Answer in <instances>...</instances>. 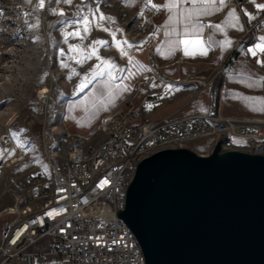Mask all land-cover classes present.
<instances>
[{
	"label": "built area",
	"instance_id": "built-area-1",
	"mask_svg": "<svg viewBox=\"0 0 264 264\" xmlns=\"http://www.w3.org/2000/svg\"><path fill=\"white\" fill-rule=\"evenodd\" d=\"M247 4L248 0H230L222 7L220 17L228 8L235 10L243 25L242 38H250L242 47L237 46L241 40L234 45L225 65H235L230 58L239 55L264 75V52L257 50L255 56L249 52L261 43L257 37L264 31V10L255 9L257 18L246 24L242 6ZM142 15L150 24L151 17ZM181 60L179 55L174 62ZM153 61L150 50L145 71L135 86L171 83L162 80ZM225 65L212 72L188 75L182 82L194 86L196 94L210 90L216 96L227 76ZM121 82L120 78L115 84ZM162 95L166 102L175 96L172 90ZM98 129L103 140L90 150L80 138L66 135L72 147L63 161L59 141L56 149L49 136L42 134L44 167L30 176L23 197L12 194L13 207L0 211V215L17 214L1 232L0 264H146L134 235L118 217L125 208V191L136 165L159 151L185 148L188 140L201 135H212L216 143L221 141V152L245 148L244 152L264 156V120L259 118L223 117L208 112L153 120L142 115L127 98L114 113L105 115ZM236 139L243 144L235 145ZM0 146L6 148L0 168L27 163L23 149L14 151L16 145L9 136H2ZM42 237L49 239L48 251L27 252Z\"/></svg>",
	"mask_w": 264,
	"mask_h": 264
},
{
	"label": "crops",
	"instance_id": "crops-1",
	"mask_svg": "<svg viewBox=\"0 0 264 264\" xmlns=\"http://www.w3.org/2000/svg\"><path fill=\"white\" fill-rule=\"evenodd\" d=\"M121 6L134 15L146 14L151 17L152 35L144 44V50L140 55L129 58L125 70L114 77H99L95 79L83 92L67 100L63 105L60 121L57 126L42 124L32 125L27 132V140L24 141V152L35 166L14 165L0 169V211L13 207L12 194L21 196L25 192L28 175L41 170L44 167L42 160L43 141L42 134H49L53 138H65L66 135L78 137L83 140L82 145L89 150L97 147L103 140L99 129L102 119L107 114L114 113L127 98L135 107H139L141 114L153 120L164 117L183 118L194 114L208 112L218 113L223 117L259 118L264 120V75L255 70L242 56H236L235 65L231 63L226 71L227 76L222 90L215 96L210 90L201 94L195 93V87L183 83L188 75H196L205 71L212 72L226 64L227 58L236 43L241 40L238 48L247 44L249 37L242 38L243 25L238 20L229 17L228 8L220 17L222 7L229 3L225 0L221 7L219 0L215 6L208 9L209 14L193 16L191 21L181 16L180 8L191 10L193 5L187 0L181 5L177 4L175 10L162 7L166 0H150L146 6V0H117ZM249 4L243 5L244 20L246 24L255 21L254 13L258 9L256 5L264 4V0H248ZM151 5L161 6L158 12ZM196 7H203L196 5ZM218 9V10H217ZM171 17V20L169 19ZM209 22L205 27L204 23ZM202 25V27H199ZM218 25L219 28L213 27ZM234 25V26H233ZM168 33L166 35L165 33ZM264 37V31L258 34V41ZM152 51L155 65L159 68V75L163 81L171 82L147 86L141 83V74L145 71L144 62L148 51ZM181 55L183 60L175 63L174 60ZM131 61V62H130ZM228 65H225V68ZM122 80L116 85L117 79ZM172 90L175 94L170 102H166L163 91ZM41 125L37 130V138L32 141L34 128ZM56 133H59L57 137ZM32 142H31V141ZM37 142V143H35ZM216 143L212 135H201L188 140L185 147L198 155L210 154ZM235 145L243 144L236 139ZM245 150V148H242ZM6 148L0 146V160L4 156ZM67 150L59 151L62 161ZM30 175V176H31ZM20 176L27 179L25 184L16 189L14 182ZM25 179V180H26ZM9 197L10 200H8ZM11 205V206H10ZM25 203L21 204L23 207ZM17 218V214L0 215V235L6 226ZM49 239L40 238L29 246V253H46L49 248ZM10 264H20L13 261ZM35 264H39L36 262Z\"/></svg>",
	"mask_w": 264,
	"mask_h": 264
},
{
	"label": "water",
	"instance_id": "water-1",
	"mask_svg": "<svg viewBox=\"0 0 264 264\" xmlns=\"http://www.w3.org/2000/svg\"><path fill=\"white\" fill-rule=\"evenodd\" d=\"M221 143L206 156L169 149L136 165L118 217L146 264H264V156Z\"/></svg>",
	"mask_w": 264,
	"mask_h": 264
},
{
	"label": "rangeland",
	"instance_id": "rangeland-1",
	"mask_svg": "<svg viewBox=\"0 0 264 264\" xmlns=\"http://www.w3.org/2000/svg\"><path fill=\"white\" fill-rule=\"evenodd\" d=\"M39 2L0 0V139L9 136L16 145L14 151L24 150L26 131L32 125L57 126L63 104L80 95L95 79L120 75L129 58L146 52L144 44L152 34L151 24L142 14L126 12L117 0H44L43 8L38 7ZM77 32L79 35H69ZM116 39L125 48L124 56L114 49ZM94 49L95 55H91ZM104 60L113 67L106 68ZM100 68L104 74L95 75ZM82 83L86 87L80 90ZM44 88L47 92L41 96ZM39 128L41 125L34 128L32 141ZM47 135L54 148L59 141L60 151L72 147L59 133V138ZM24 155L27 163L19 165L35 166ZM25 179L17 178L15 188L20 189Z\"/></svg>",
	"mask_w": 264,
	"mask_h": 264
},
{
	"label": "snow or ice",
	"instance_id": "snow-or-ice-1",
	"mask_svg": "<svg viewBox=\"0 0 264 264\" xmlns=\"http://www.w3.org/2000/svg\"><path fill=\"white\" fill-rule=\"evenodd\" d=\"M56 2L57 3H60L61 0H56ZM62 2L63 3H70V0H62ZM130 2H131V0H130ZM184 2H185V0H166V3L162 7L167 8L168 10L172 11V10H175L177 8V4L178 3L182 5ZM187 2L191 3L193 5V7L191 8V10H184L181 7L180 8V13H181V16L182 17H184L187 20L191 21V18L193 16H200V15H207V14H209L208 9L215 6L216 0H187ZM149 3H150V0H146V6ZM224 3H225V0H219V4H220L221 7L224 5ZM196 5H201L203 7H196ZM43 6H44V0H40V2L38 4V7L39 8H43ZM151 6L154 7V8H156L157 10H159V8L161 7V6H158V5H151ZM256 7L258 9L264 10V4H258V5H256ZM60 14L63 15V13H60ZM228 15L233 20H236L237 19L236 18L235 10L229 11ZM99 18L101 20L107 19L104 16H100ZM169 19L171 20V17ZM84 23H85V25H87V23H88V21H87L86 18L84 19ZM199 27H202V25H200ZM213 27L219 28L218 25L213 26ZM85 31H87V27H85ZM165 34L168 35L167 32ZM69 35H79V32L73 33V34H69ZM260 40H261V43H258L255 46V48H250L249 49V52H251V54L253 56L257 55V50H259L260 52H264V37H261ZM95 43L103 44L104 42L97 41ZM116 43H117V46H119L121 42L117 41ZM124 43H127V42L125 41ZM91 55H95V49L93 50V52L91 53ZM87 58H90V56L87 57ZM97 58L99 59V57H97ZM78 62H81V61H78ZM258 62H260V61H258ZM102 64L105 65L106 68L113 67V65H111L110 62L109 61H106V60L102 61ZM97 67L99 68V66H97ZM103 74H104V69L103 68H100L95 73V75H103ZM109 75H111V72H109ZM84 87H86V84L82 83L80 85V90H83ZM2 103L3 102H0V104H2ZM262 103H264V101H262Z\"/></svg>",
	"mask_w": 264,
	"mask_h": 264
},
{
	"label": "bare ground",
	"instance_id": "bare-ground-1",
	"mask_svg": "<svg viewBox=\"0 0 264 264\" xmlns=\"http://www.w3.org/2000/svg\"><path fill=\"white\" fill-rule=\"evenodd\" d=\"M114 38V36H113ZM117 39L115 40V45H114V49L115 51H117L121 56H124V52H125V48L123 47V45L120 43L119 46H117ZM47 92V88H44L43 91L41 92L42 95L41 96H44V94Z\"/></svg>",
	"mask_w": 264,
	"mask_h": 264
}]
</instances>
